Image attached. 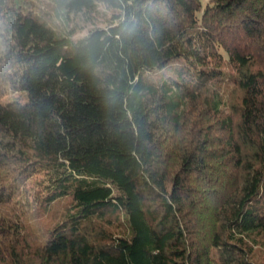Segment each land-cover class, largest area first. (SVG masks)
<instances>
[{"label": "trees", "instance_id": "obj_1", "mask_svg": "<svg viewBox=\"0 0 264 264\" xmlns=\"http://www.w3.org/2000/svg\"><path fill=\"white\" fill-rule=\"evenodd\" d=\"M263 238L264 0H0V264H264Z\"/></svg>", "mask_w": 264, "mask_h": 264}, {"label": "rangeland", "instance_id": "obj_2", "mask_svg": "<svg viewBox=\"0 0 264 264\" xmlns=\"http://www.w3.org/2000/svg\"><path fill=\"white\" fill-rule=\"evenodd\" d=\"M207 3H210V0H201V4H202V6L204 7ZM74 21H78V23L80 24V25H82V28H80L79 30H78V32L76 33V36H81V35H83L84 33H86V31H87V29L92 25V22H86V21H84V20H82V19H79V18H76V19H74ZM96 24H104L105 22H104V20H103V18H102V20L100 19V17H97L96 18V22H95ZM10 95V94H9ZM7 95V96H5L3 99L4 100H6V99H8L9 97L10 98H12V97H17L18 96V94L17 93H15V94H12V95ZM26 188H29L30 189V194H32V193H38L37 192V190H38V186L36 185V184H28V186H26ZM32 198H33V196L32 195H30ZM31 198V199H32ZM35 207H38V204L36 203V200H31L30 201V205H28L26 208H25V210H24V217L27 219V221L28 222H32V225H34V224H37V225H40V224H50V219L49 218H47L46 220L44 219V218H42V213L40 214V215H38V216H34L33 214H34V208ZM58 215H59V213H58ZM57 214H56V217L58 216ZM40 218H41V221H40ZM35 220H37L38 222H35L34 224H33V221H35ZM54 222V220H52L51 221V223H53ZM264 239V238H263ZM258 247H260V246H258Z\"/></svg>", "mask_w": 264, "mask_h": 264}]
</instances>
